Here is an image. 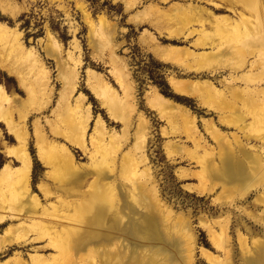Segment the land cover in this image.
Instances as JSON below:
<instances>
[{
	"label": "rangeland",
	"instance_id": "rangeland-1",
	"mask_svg": "<svg viewBox=\"0 0 264 264\" xmlns=\"http://www.w3.org/2000/svg\"><path fill=\"white\" fill-rule=\"evenodd\" d=\"M228 1L0 0V23L19 37V46H0V84L10 99L0 105V171L21 167L26 153L31 161L29 176L18 172L12 197L7 184L0 186V264L16 258L32 264L31 256L48 264H110L136 255L141 263L162 261V240L125 233L133 224L141 230L145 217H154L163 243L181 240L182 264H247L260 256L264 58L251 49L261 39H222L209 25L211 37L204 36L191 14L203 8L204 19L237 20L243 8L231 9ZM168 44L184 50L179 59L155 56L158 45ZM205 81L221 93H195L192 85ZM155 90L172 103L164 104ZM226 158L246 169V180H211ZM61 200L72 204L68 213L78 209L76 221L39 216L44 210L52 215V204L66 211ZM97 211L113 229H94L113 241L86 253L75 254L71 244L60 245L45 232L53 223L50 232L67 226L77 237Z\"/></svg>",
	"mask_w": 264,
	"mask_h": 264
},
{
	"label": "bare ground",
	"instance_id": "bare-ground-1",
	"mask_svg": "<svg viewBox=\"0 0 264 264\" xmlns=\"http://www.w3.org/2000/svg\"><path fill=\"white\" fill-rule=\"evenodd\" d=\"M229 3V6H231L230 8L233 9L235 8V6H241L243 8V10H241L240 12L237 13L238 15V19L237 20H234L226 15H213L211 14L212 16V19L209 20V19H204L202 17V15L200 13H202L203 11V8L202 10H199L198 8H193V11L191 12L194 13L196 16L195 20L193 23H195L197 21V23H199L201 26H202V29L198 30L202 35L206 36V35H209L208 37H211L210 36V33L214 32L216 34V36H218L219 38L221 37L222 39L223 38H227L229 36L233 37V36H238V37H254V35H258L259 34V37L261 39L260 42H257V44H255V47L253 49H251V54L255 53L258 49H259V56L261 57V60L264 58V6L263 4L261 3V0H229L228 1ZM186 7V6H185ZM185 7H182L184 10H189V7L187 6V8ZM193 7H196V6H193ZM2 8V7H1ZM205 10V9H204ZM202 11V12H200ZM207 11V10H206ZM236 12V11H235ZM204 13V12H203ZM13 14H15V11H13ZM193 15V14H192ZM15 16V15H14ZM191 18V16H190ZM193 20V19H192ZM207 25L211 26L214 28V31L212 32H209L207 30ZM194 31H197L196 29ZM171 33V32H170ZM174 35V34H173ZM212 35V34H211ZM214 36V35H213ZM18 38L14 32L10 31V29L7 28V26H5V24H1L0 23V46L3 45V44H12L13 46H19V41H18ZM218 39V38H217ZM233 39V38H232ZM251 39V38H250ZM253 39V38H252ZM259 39V38H257ZM230 40V39H229ZM241 40V39H240ZM217 41V40H216ZM221 41V40H220ZM225 41V40H224ZM234 41V40H233ZM236 41V39H235ZM253 41V40H252ZM256 42V41H255ZM200 43V41H199ZM249 43V42H248ZM206 44V43H205ZM246 44V43H245ZM212 45H217L216 43H212L211 42V46ZM247 45V44H246ZM254 46V45H253ZM21 47V46H20ZM23 47V46H22ZM222 47V46H221ZM15 48V47H14ZM155 48V47H154ZM153 48V49H154ZM19 50H23V49H19ZM240 50V49H239ZM154 51V50H153ZM184 50L178 46H174V45H165V46H160L158 45V47L155 49V56L157 55L160 59L162 60H177L180 58V56L184 53L183 52ZM186 51V50H185ZM237 51V50H236ZM258 52V51H257ZM231 53V52H230ZM154 54V53H153ZM235 54V53H234ZM233 54V55H234ZM239 54H241L242 57L246 58L247 56L245 54H243L242 52ZM225 55V54H224ZM230 55V54H229ZM232 55V54H231ZM156 56V57H157ZM236 56V55H235ZM239 57L240 59L242 57ZM237 57V56H236ZM221 58V57H220ZM238 58V60H239ZM259 57H257L258 59ZM260 60V62H262ZM244 61V60H243ZM264 61V60H263ZM244 63V62H243ZM253 63V67H255V65L259 64L258 60H257V63L255 61L251 62ZM19 64V63H18ZM241 64V63H240ZM264 64V63H263ZM261 65V64H260ZM243 65H241L240 67H242ZM259 66V65H257ZM256 66V67H257ZM252 68V67H251ZM262 68V67H261ZM35 71V70H34ZM252 76V75H251ZM249 76V77H251ZM247 79H248V76H247ZM25 80V79H24ZM89 80H90V77H89ZM172 85L174 86V88L177 89V91H184L183 90V87L178 84V83H175L173 82ZM192 88L194 89L195 93H199L200 90H202L203 88L206 90V96L210 97L212 95H216V94H220L221 91L220 90H217L213 85L212 83L208 82V81H205V82H197V83H194L192 85ZM202 88V89H201ZM246 89V88H244ZM156 91V95L159 97V99H161L163 101L164 104H168V103H172L170 102L169 100H167L165 97H163L160 93H158L157 90ZM248 91H251L252 90H249ZM248 91H246V93H248ZM255 91V90H254ZM232 92H234L232 90ZM240 93V91H239ZM97 94L103 98V95L102 93L98 92L97 91ZM200 94V93H199ZM241 94H244L242 93V90H241ZM253 94V93H252ZM232 95V94H231ZM245 95V94H244ZM247 95V94H246ZM254 95V94H253ZM219 96V95H218ZM235 100H241L242 101V98L244 97H241V95H238V92H234L233 95H232ZM248 96V95H247ZM157 97V98H158ZM217 98V96H215ZM165 98V99H164ZM7 99V96H6V92H5V89L3 87V85L0 84V105H2V103H4ZM155 99V98H154ZM221 99V98H220ZM250 99V98H249ZM10 100V99H9ZM157 100V99H156ZM253 100V99H252ZM264 100V99H263ZM150 103L154 106V108L158 107L159 110H164V105L163 103H160L159 101L158 102H153L152 100H149ZM248 101V100H246ZM251 101V99H250ZM243 102V101H242ZM230 103V102H228ZM245 103V101H244ZM252 103V102H251ZM232 104V103H231ZM231 104H228V106L232 107ZM256 104V103H255ZM235 106V105H234ZM245 106V105H244ZM237 107V106H236ZM233 110V109H232ZM234 111V110H233ZM235 112V111H234ZM253 114V112L251 113ZM258 116V114H257ZM254 117H255V114H254ZM252 117V118H254ZM262 118V117H261ZM256 120V119H255ZM99 122L101 123V121L99 120ZM258 122V121H257ZM206 125L210 126L212 124L210 123H206ZM212 127V126H210ZM209 128V127H208ZM218 141V140H217ZM231 156V155H230ZM42 158V157H41ZM44 158V157H43ZM46 158V157H45ZM20 160L22 161L21 163V167L19 168H16L14 170H11L9 167L5 166L2 168V170L0 171V186H5L6 184L8 185V187L10 188L11 192H10V197L13 196V193H14V186L16 185L17 183V179H18V172L23 169L25 171L28 172V176L30 175V170H31V161H30V158H29V155L28 153H26V155H24L23 157L20 158ZM46 161V160H45ZM65 161V160H64ZM231 161V162H230ZM47 162V161H46ZM49 162V161H48ZM222 166L220 167H217L215 170L212 171L211 175H210V178L213 182H218V183H230V182H240L241 180L244 181L247 179V172H246V169H242L240 168L241 164L240 163H237L235 161H233L232 163V160L231 158H226L224 161ZM261 166V165H260ZM259 172V171H258ZM261 173V172H259ZM264 173V172H263ZM260 177V176H259ZM231 184V183H230ZM6 185V186H7ZM226 188V187H225ZM203 190V189H202ZM199 191V190H198ZM99 196V195H98ZM37 197V196H36ZM34 197L33 201L35 202V207L38 209V207L40 206L39 204V200ZM90 197V196H89ZM7 199V198H6ZM32 199V198H30ZM95 199V198H94ZM97 200V199H96ZM29 201V200H28ZM27 201V202H28ZM83 201V200H82ZM91 201V204L92 205V200ZM5 202V201H4ZM63 208L62 209H66V211L64 210H60V209H57V205H51V208H52V215H50V213H48L46 210H44V212L42 214H40L39 216L42 217V215L44 216H47V217H52L51 218V221L52 222H57V223H64V222H73V221H76L75 217L76 215H78V209L75 208V211L70 214V212L68 213L67 211V206L70 208V202H67L66 200H61L60 201ZM76 202V201H75ZM78 202V201H77ZM39 203V204H38ZM80 203V202H78ZM90 203V202H89ZM95 203V202H94ZM33 204V203H32ZM28 205V204H26ZM89 205V206H90ZM29 206H32L34 207L33 205H29ZM31 207V208H32ZM47 209V208H46ZM82 209V208H81ZM84 209V208H83ZM36 210V209H34ZM33 210V211H34ZM96 210V209H95ZM38 211V210H36ZM51 211V210H50ZM94 211V210H92ZM31 212V211H30ZM82 212V211H81ZM98 212V211H97ZM27 213V212H26ZM78 213V214H77ZM29 214V212H28ZM91 214V213H90ZM102 214V213H101ZM101 214H99V212L95 215H93L92 217L90 218H87L88 220L85 221L87 224H88V228L86 230H82L83 233L81 234H78L76 235L77 237H74L73 234L75 233H72V229L73 228H70V227H63L62 230L60 232H57V231H51V228H54V224L53 223H50L47 222L49 225H48V228H43L45 229V232L47 233V236L48 238L50 239H54V237H58L60 238V240H56L57 238H55L56 241H62V242H59L60 245L64 244L66 245L67 243L71 246L70 249H73L72 251L75 252V254H79V253H86L90 250H92V245H95V244H98V243H101L102 245H104L103 243H108L110 241H113L111 240V236H108V235H104L103 233L104 232H99L97 231L96 229H94L95 227L97 228H104V226L106 225H109L110 223H112L110 221L109 224L105 223L104 224V220L102 221L101 219ZM105 214V212H104ZM30 215V214H29ZM92 215V214H91ZM46 217V218H47ZM105 217V215H103V218ZM148 217V216H147ZM86 218V217H85ZM106 219V218H105ZM84 222V223H85ZM39 223V222H38ZM44 222V224H47ZM84 223H81V224H84ZM85 223V224H86ZM143 224L141 225L142 226V229L140 230L141 227H139L140 225H136V224H133V226L130 228L129 227V230L127 228V230L125 229V233L127 235H131L133 237H136L138 236V234L142 231V233H144V236H147L148 234H151L150 236L152 237H155V240L154 242L156 244H158L157 242L160 240H162L161 242H159V247H158V250H157V254L160 255L161 257H163L162 261L160 262L158 259H155V258H149L150 261L148 262H145V259L143 260L144 262L141 263L140 261L137 260V255H136V260H135V256H132L130 260H125L124 259H119L120 261L119 262H116V263H110V264H182V263H186V261H184V257L182 255V250L183 249V245H181L180 243H178L177 241L173 240L171 243L170 242H164L163 243V239L162 237H160V231L159 229L157 228L155 224V219L154 217H148L145 219H143ZM104 224V225H103ZM116 224V223H113V225ZM56 225V223H55ZM111 225V224H110ZM110 228H112V226H110ZM181 225V224H180ZM43 226V225H42ZM56 226H59V225H56ZM105 226V227H106ZM127 226V225H126ZM183 226V225H182ZM209 226V225H208ZM178 227V226H177ZM185 227V226H184ZM175 228V227H173ZM113 229V228H112ZM120 229V228H118ZM209 229L211 230V227L209 226ZM11 230V229H10ZM102 230V229H101ZM117 230V229H115ZM114 230V231H115ZM124 230V229H122ZM81 231V232H82ZM118 231V230H117ZM140 231V232H139ZM170 231V229L168 230ZM211 232L214 234L212 236V239H215V236H217V234L215 235L214 231L211 230ZM53 233H55L56 235L53 236ZM106 234V233H105ZM112 234H115L112 233ZM147 234V235H146ZM141 236V233L139 234ZM114 236V235H113ZM143 236V237H144ZM162 236V235H161ZM169 236H172V234H170ZM220 236V235H219ZM119 237V236H118ZM117 237V238H118ZM125 237V235H124ZM221 237V236H220ZM119 238H123V237H119ZM129 238V236H128ZM142 238V237H141ZM116 239V238H115ZM114 239V240H115ZM135 239V238H134ZM157 239V240H156ZM171 239V238H170ZM219 239V238H218ZM148 240V239H147ZM168 240V239H166ZM170 241V240H169ZM220 241V239H219ZM151 243V242H150ZM165 243H168V244H165ZM170 243V244H169ZM100 244V245H101ZM134 244V243H133ZM153 244V243H152ZM181 246H180V245ZM183 244V243H182ZM213 244V243H212ZM245 244V243H244ZM135 247L136 244H134ZM243 245V244H242ZM68 247V248H69ZM182 247V248H180ZM133 248V247H132ZM131 248V249H132ZM59 249H63V248H59ZM142 249V248H141ZM69 250V249H68ZM169 250L171 252H169ZM116 251V250H115ZM134 251V250H133ZM262 252L259 253V255L261 256H258V258H256L255 260H253L252 258L249 259V262L247 264H264V250H260ZM152 252V251H151ZM208 252V251H207ZM259 252V251H258ZM105 254V252H103ZM115 253V252H114ZM119 254V252H117ZM144 253V252H143ZM155 254V255H157ZM114 255V254H113ZM112 254H110V258H113ZM148 255V253H147ZM154 255V254H153ZM152 255V256H153ZM154 255V256H155ZM205 255V254H204ZM83 256V255H82ZM118 256V255H116ZM115 256V257H116ZM122 256V254H121ZM120 256V257H121ZM149 256H151V254L149 253ZM148 256V257H149ZM208 256V255H207ZM105 257V256H103ZM107 257V256H106ZM114 257V258H115ZM134 257V258H133ZM113 258V259H114ZM130 258V257H129ZM128 258V259H129ZM142 258V256H141ZM107 261L108 259L105 258ZM211 259V258H209ZM214 259V257H213ZM248 259V258H247ZM110 260V259H109ZM148 260V258H147ZM11 262H6L5 264H27L26 262L22 261L21 259L19 258H16V259H13V260H10ZM30 261L32 262V264H45L47 263V260L41 256H31L30 257ZM29 264V263H28ZM48 264V263H47ZM108 264V263H106Z\"/></svg>",
	"mask_w": 264,
	"mask_h": 264
},
{
	"label": "trees",
	"instance_id": "trees-1",
	"mask_svg": "<svg viewBox=\"0 0 264 264\" xmlns=\"http://www.w3.org/2000/svg\"><path fill=\"white\" fill-rule=\"evenodd\" d=\"M171 87V86H170ZM161 93V92H160ZM164 97V96H163ZM166 98V97H165Z\"/></svg>",
	"mask_w": 264,
	"mask_h": 264
}]
</instances>
